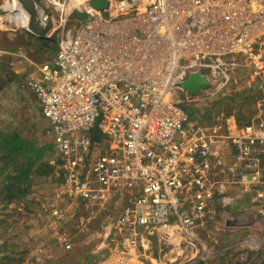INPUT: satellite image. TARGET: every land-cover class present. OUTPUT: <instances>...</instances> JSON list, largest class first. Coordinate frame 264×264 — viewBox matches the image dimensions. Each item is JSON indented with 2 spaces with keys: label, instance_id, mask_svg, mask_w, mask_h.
<instances>
[{
  "label": "built area",
  "instance_id": "1",
  "mask_svg": "<svg viewBox=\"0 0 264 264\" xmlns=\"http://www.w3.org/2000/svg\"><path fill=\"white\" fill-rule=\"evenodd\" d=\"M10 3L3 2L4 11ZM32 6L36 20L49 25L46 36L58 31L57 50L22 84L40 106L53 152L47 163L58 169L64 197L90 216L120 211L103 227L105 239L128 235L110 250L109 264H139L147 244L159 253L183 246L192 255L179 264L212 257L200 233L226 212L236 176L264 217V0H109L104 10L90 0H32ZM71 17L81 22L69 26ZM241 65L262 110L243 123L224 110L208 122L189 119L182 100L227 98ZM192 72L209 82L195 94L181 86ZM94 126L100 139L91 138ZM263 241L253 233L238 244L253 250Z\"/></svg>",
  "mask_w": 264,
  "mask_h": 264
},
{
  "label": "rangeland",
  "instance_id": "2",
  "mask_svg": "<svg viewBox=\"0 0 264 264\" xmlns=\"http://www.w3.org/2000/svg\"><path fill=\"white\" fill-rule=\"evenodd\" d=\"M4 1L0 0V128L16 130L39 143H47L49 140L44 135L46 123L40 106L33 91L23 86L22 81L27 75H36L41 63L52 62L57 50L58 31L46 36L49 25L42 26L36 16L34 21L39 25L38 30L30 28L31 18L22 27L8 11H4ZM77 17H71L67 24H79L81 19ZM43 37H51L53 41L45 45L41 41ZM248 73V67L244 65L234 70L227 98L188 104L180 93L182 106L205 108L204 115L194 116L203 122L212 119V112L221 110L235 113L241 123L249 121L259 109L262 110L263 104ZM47 162L48 158H45L35 165L24 185L27 192L22 195L7 197L9 180L0 175V264H100L124 237L120 233L113 234L111 240L103 236V227L117 218L119 209L108 207L102 213L90 216L78 201L64 197L60 177L56 176L58 169L50 167ZM237 178L230 183L229 191L232 186L233 192L238 190ZM11 190L15 191L14 188ZM230 196L232 202L226 212L216 215L215 225L220 227L230 222V227L235 224V228L218 230L215 234L202 231L200 236L206 240L212 257L198 264H264V241L253 250L240 249L238 244L253 233L264 238L261 235L264 228L256 227L257 223L264 226V217L249 205V196ZM243 198H247L244 199L248 205L246 209L241 208ZM54 207L59 210L56 216L52 214ZM67 239L69 248L64 246ZM182 247L166 246L159 253L157 246L153 245L150 252L155 259L143 255L140 264H156V261L179 264L192 255L183 252Z\"/></svg>",
  "mask_w": 264,
  "mask_h": 264
},
{
  "label": "trees",
  "instance_id": "3",
  "mask_svg": "<svg viewBox=\"0 0 264 264\" xmlns=\"http://www.w3.org/2000/svg\"><path fill=\"white\" fill-rule=\"evenodd\" d=\"M41 41L46 45L53 41V38L43 37ZM184 109L191 120L198 114L204 115L202 112L205 110V108L194 109L188 106ZM90 135L93 140L102 137L96 126L91 128ZM51 149L49 142L39 143L36 139L25 137L16 130L0 128V175L9 180L6 184L7 197L11 198L27 192V187L24 185L29 180L35 165L47 159ZM11 188L15 191L13 192Z\"/></svg>",
  "mask_w": 264,
  "mask_h": 264
},
{
  "label": "water",
  "instance_id": "4",
  "mask_svg": "<svg viewBox=\"0 0 264 264\" xmlns=\"http://www.w3.org/2000/svg\"><path fill=\"white\" fill-rule=\"evenodd\" d=\"M22 6L25 7L31 13V24L30 28L33 30H38L39 25L34 21L35 11L32 6V0H21ZM90 4L99 10H104L109 5V0H90ZM1 12V11H0ZM36 23V24H35ZM209 82L204 75H201L197 72H192L189 76L181 83V86L186 89L189 93L195 94L199 92L202 88H206Z\"/></svg>",
  "mask_w": 264,
  "mask_h": 264
},
{
  "label": "crops",
  "instance_id": "5",
  "mask_svg": "<svg viewBox=\"0 0 264 264\" xmlns=\"http://www.w3.org/2000/svg\"><path fill=\"white\" fill-rule=\"evenodd\" d=\"M257 113V112H256ZM255 113V114H256ZM237 183L238 184H240V186H241V188L239 189V185H237V188H238V190L236 191V192H233V186H232V188H231V190L228 192V193H230V194H232V196L234 197V195H236V196H245V197H247V196H249V193H246L244 190H243V185H242V183L240 182V181H238L237 180ZM229 194V195H230ZM234 194V195H233ZM244 199H247V198H243V199H241L240 200V203H242L243 204V207L241 206V208H243V209H246L245 207L246 206H248L247 204H246V202L244 201ZM247 201H248V203H249V205L253 208V210H257V212H258V207L257 206H253L252 205V203H250V201L247 199ZM234 204V203H233ZM233 204H231L230 205V207L233 205ZM246 204V205H245ZM229 207V208H230ZM257 208V209H256ZM244 211V210H243ZM244 213H245V211H244ZM258 215L260 216V217H262L261 215H260V213H258ZM215 223H216V221L215 222H213L211 225H210V227H209V229H208V232H213V234H215L216 233V231H218V230H234V228H235V224L232 226V227H230V222H227L224 226H220V227H218V226H216L215 225ZM256 227L257 228H259L260 230H262L263 228H264V226H262V223H257L256 224ZM214 230H215V232H214ZM210 232V233H211ZM122 235L124 236V237H128V235H126V232H123L122 233ZM261 235H263L264 236V234L263 233H261ZM111 240V239H110ZM213 240H215V239H213ZM153 245H155V244H150V246H148V244L147 245H145V247L144 248H140V251H141V257L143 256V255H146L145 257H149V258H151L152 260H154L155 259V257L154 256H152L151 255V252H150V250H151V247L153 246ZM113 249V248H112ZM147 253V254H146ZM180 256H182V255H180ZM175 257H177V256H175ZM108 259L110 260V259H112V257H110V253H109V255L105 258V259H103V260H101V262H100V264H109L110 262H111V260L110 261H108ZM140 264V263H139Z\"/></svg>",
  "mask_w": 264,
  "mask_h": 264
},
{
  "label": "bare ground",
  "instance_id": "6",
  "mask_svg": "<svg viewBox=\"0 0 264 264\" xmlns=\"http://www.w3.org/2000/svg\"><path fill=\"white\" fill-rule=\"evenodd\" d=\"M23 1V0H22ZM22 2H21V0H11V3L9 4V6L7 7V11L9 12V14L13 17V19H15V20H17V21H19L20 22V25L22 26V27H25L26 26V24H28L27 23V21H29L27 18H26V16L25 15H27V14H24V10H25V7L24 6H21L22 4H21ZM19 5V6H18ZM20 9H21V11H22V14L24 15V16H22L21 18H20ZM27 10V9H26ZM25 10V12H27ZM29 12V11H28ZM30 13V12H29ZM30 15H31V13H30ZM20 18V19H19ZM27 29V28H26Z\"/></svg>",
  "mask_w": 264,
  "mask_h": 264
}]
</instances>
